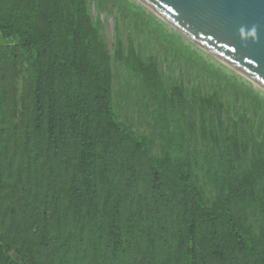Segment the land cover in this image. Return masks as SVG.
<instances>
[{
	"label": "trees",
	"instance_id": "obj_1",
	"mask_svg": "<svg viewBox=\"0 0 264 264\" xmlns=\"http://www.w3.org/2000/svg\"><path fill=\"white\" fill-rule=\"evenodd\" d=\"M0 31V264H264L262 89L136 0Z\"/></svg>",
	"mask_w": 264,
	"mask_h": 264
},
{
	"label": "water",
	"instance_id": "obj_2",
	"mask_svg": "<svg viewBox=\"0 0 264 264\" xmlns=\"http://www.w3.org/2000/svg\"><path fill=\"white\" fill-rule=\"evenodd\" d=\"M136 1L264 91V0ZM13 42L0 31V44Z\"/></svg>",
	"mask_w": 264,
	"mask_h": 264
},
{
	"label": "rangeland",
	"instance_id": "obj_3",
	"mask_svg": "<svg viewBox=\"0 0 264 264\" xmlns=\"http://www.w3.org/2000/svg\"><path fill=\"white\" fill-rule=\"evenodd\" d=\"M102 18H103V20L105 21V23H107V21L109 20V17L105 14V13H102ZM108 29L110 30V33H112V29L113 28H111V26H110V20H109V27H108ZM108 47L110 48V50H112V42H111V36L109 37V40H108ZM231 70V69H230ZM238 74V73H237ZM238 75H240V74H238ZM241 76V75H240ZM242 78H244L243 76H241ZM245 80H247L246 78H244ZM247 81H249V80H247ZM253 84V83H252ZM254 85V84H253ZM255 86V85H254ZM256 87V86H255Z\"/></svg>",
	"mask_w": 264,
	"mask_h": 264
}]
</instances>
